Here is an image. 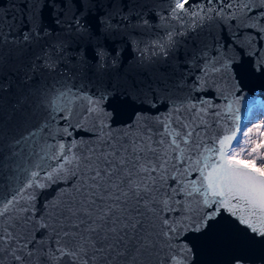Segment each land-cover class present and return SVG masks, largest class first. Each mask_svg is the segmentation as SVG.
Listing matches in <instances>:
<instances>
[{
  "label": "snow or ice",
  "instance_id": "6c2138e0",
  "mask_svg": "<svg viewBox=\"0 0 264 264\" xmlns=\"http://www.w3.org/2000/svg\"><path fill=\"white\" fill-rule=\"evenodd\" d=\"M172 2L170 18L182 21L188 16L193 30L206 21L236 29L227 40L221 35L213 55H208L207 46L201 50L199 91L211 92L227 79L241 55L256 56L253 68L264 72V49L256 47L264 42V0H201L195 6L190 0ZM5 4L0 0V8ZM21 5L22 12L28 9L21 16L27 30L22 41L11 42L39 47L33 69L55 71L70 47L62 40L47 45L45 37L51 33L43 23L45 8L50 14L56 12L57 25L65 23L61 31L75 41L72 51L78 53L79 62L91 60L101 70L109 60L116 65L122 56V49L110 46L116 43L114 37L149 23L136 11L135 0H44L38 13L33 11L37 4L30 6L29 0H21ZM65 14L66 22L59 18ZM241 29L247 30L246 42L239 40ZM177 34L168 31L165 39L143 51L137 46L141 64L160 54L167 56ZM8 42L0 30V43ZM112 102L139 103L141 110L124 128L114 129L109 123ZM41 107L47 115L39 131L47 129L52 139L61 131L72 136L69 128L73 127L94 139L82 136L45 145L21 176L0 184V264H150V257H156L154 264H189L186 234L218 225L264 243V163L257 166L253 156L264 145L248 152L251 159H241L245 148L237 136L239 126L219 139L218 146L205 145L196 121L205 123L204 116L213 107L209 99L198 104L187 98L174 100L166 116L155 117L156 127L147 115L148 109L156 107V90H143L135 82L124 91L105 87L94 95L73 92L65 85L45 92ZM227 108L231 112L232 105ZM182 112L194 115L185 122ZM57 120L67 124L53 135L50 125ZM60 182L65 187L39 208L42 190ZM225 213L234 219H227ZM229 264H247V259L232 254Z\"/></svg>",
  "mask_w": 264,
  "mask_h": 264
},
{
  "label": "water",
  "instance_id": "95a60500",
  "mask_svg": "<svg viewBox=\"0 0 264 264\" xmlns=\"http://www.w3.org/2000/svg\"><path fill=\"white\" fill-rule=\"evenodd\" d=\"M43 2L44 0H29V5L37 4L33 11L38 13L39 4ZM135 2L139 5L136 11L142 13L149 23L136 29L129 28L124 36L117 35L113 38L116 43L112 45L110 42V46L122 49V56L116 65H112L109 60L103 70L91 60L83 64L79 62L78 53L72 51L76 48L75 41L65 31H61L65 23L57 25L54 22L56 12L52 11L50 14L47 8L43 10L44 26L51 33L45 37L47 45L62 40L70 47L55 71L33 69L32 62L39 47L11 42L13 39L22 41L27 21L21 20V16L27 14L28 9L21 11V0H6L5 6L0 8V30L9 39L7 44L0 43V184L5 181L12 183L14 177L21 176L23 169L30 167V162L35 161L34 153L40 152L45 145L69 143L82 136L94 139L74 127L69 128L72 136H66L61 131L56 139L49 136L47 129L39 131L47 115L41 107L43 94L65 85L73 92L79 91L83 95H94L105 87L115 88L117 92L124 91L133 82L143 90L155 89L156 107L147 111L148 122L154 127L155 117L166 116L171 111L174 100L187 98L188 102L198 104L200 100L209 99L213 107L204 116L205 123L199 124L196 121L200 139L209 147L218 146L217 141L225 134L235 131L238 126L240 128L255 98L264 97V72L253 68L256 56L238 57L235 72L229 73L227 79L215 84L211 92H202L196 87L197 78L201 75L198 66L202 67L203 62L201 50L207 46L208 55H213L216 41L221 39L222 34L224 40H227L231 32L236 30L235 27L229 29L222 23L206 21L193 30L187 23L188 16L182 21L170 18V9L174 6L172 0ZM190 3L195 6L201 0H190ZM59 18L66 22L67 14ZM174 30L178 33L174 36L176 43L168 49V55L160 54L153 57L151 63L141 64L136 47L142 51L148 49L157 40L165 39L166 32ZM246 31L240 30V42L249 39L243 35ZM100 42L104 43L103 40ZM44 43L42 40L41 44ZM256 47L264 49V42L258 43ZM147 55L148 52L145 51V56ZM74 56L77 59H71ZM229 104L232 105L231 112L227 108ZM139 110V103L135 106H119L112 102L109 111L113 112V119L109 123L114 129H122L131 122L133 113ZM217 112L220 113L219 116L216 115ZM193 115L194 113L182 112L181 120L188 122ZM66 124L64 120L51 123L53 135ZM173 127L177 125L174 124ZM159 131L162 132L163 128L159 127ZM33 132L36 133L35 137L29 135ZM159 138V135L155 136V139ZM55 163L49 161V164ZM63 187L65 185L60 182L59 185L54 184L42 190L37 198V206L42 209L47 200L57 195L58 188ZM224 216L229 220L234 219L227 213ZM185 242L191 249L189 264H229L232 254L244 255L247 264H264V243L249 241L241 232L223 225L201 233L190 232L186 234ZM149 260L150 264H154L156 257H150Z\"/></svg>",
  "mask_w": 264,
  "mask_h": 264
},
{
  "label": "rangeland",
  "instance_id": "374dc122",
  "mask_svg": "<svg viewBox=\"0 0 264 264\" xmlns=\"http://www.w3.org/2000/svg\"><path fill=\"white\" fill-rule=\"evenodd\" d=\"M264 104L263 105H256L255 108L248 116V120L242 127L240 131L237 132V136L240 141V146L245 148V151L241 154L240 158L244 160H249L252 157H249L248 152L250 151V147L247 145L245 147V141L247 138L252 137L254 134L258 135L254 138L256 143L261 146L264 145ZM260 126V127H257ZM259 132L261 134L259 135ZM247 133L248 135L245 136L244 134ZM235 141L233 142V146H236ZM256 146V144H254ZM248 149V151H247ZM239 150V149H237ZM256 158V165L259 166L260 164L264 163V147H259L258 151L253 154Z\"/></svg>",
  "mask_w": 264,
  "mask_h": 264
},
{
  "label": "bare ground",
  "instance_id": "6f19581e",
  "mask_svg": "<svg viewBox=\"0 0 264 264\" xmlns=\"http://www.w3.org/2000/svg\"><path fill=\"white\" fill-rule=\"evenodd\" d=\"M264 104V97H256L255 98V100H254V102L252 103V105L249 107V109H248V113H247V116H246V118H245V120L243 121V123H242V125H244L245 123H246V121L248 120V116H249V114L254 110V109H256L255 108V106L257 105H263ZM262 108H264V107H262ZM242 125H241V127H242ZM240 127V128H241ZM261 134V132H259V135ZM256 136H258V135H256V134H254L252 137H249V138H247L246 139V141H245V147L248 145L250 148V150L252 149V148H254V147H258L259 145L256 143V141L254 140V138L256 137ZM235 144V143H234ZM254 144H256V146H254ZM247 151H248V149H247Z\"/></svg>",
  "mask_w": 264,
  "mask_h": 264
}]
</instances>
